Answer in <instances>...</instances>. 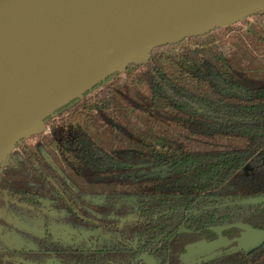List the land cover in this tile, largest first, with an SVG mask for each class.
Returning a JSON list of instances; mask_svg holds the SVG:
<instances>
[{
	"label": "trees",
	"instance_id": "trees-1",
	"mask_svg": "<svg viewBox=\"0 0 264 264\" xmlns=\"http://www.w3.org/2000/svg\"><path fill=\"white\" fill-rule=\"evenodd\" d=\"M44 123L0 166V264H183L219 238L198 264H264V240L230 249L264 233L242 203L264 196V11L155 46Z\"/></svg>",
	"mask_w": 264,
	"mask_h": 264
},
{
	"label": "water",
	"instance_id": "water-1",
	"mask_svg": "<svg viewBox=\"0 0 264 264\" xmlns=\"http://www.w3.org/2000/svg\"><path fill=\"white\" fill-rule=\"evenodd\" d=\"M261 11L264 0H0V166L48 117L155 46Z\"/></svg>",
	"mask_w": 264,
	"mask_h": 264
},
{
	"label": "rangeland",
	"instance_id": "rangeland-1",
	"mask_svg": "<svg viewBox=\"0 0 264 264\" xmlns=\"http://www.w3.org/2000/svg\"><path fill=\"white\" fill-rule=\"evenodd\" d=\"M4 215H5V213H4ZM8 216H9V214H6L7 219H5V222H7V224H8L6 226H10V225L14 226L15 222L13 221V219H9ZM0 219H2L1 215H0ZM249 230H251V229H249ZM50 231L53 232V233L62 234V232H59L58 229H56L54 227L53 222H50ZM63 231L64 232H68V231L70 232V229L69 228L68 229H64ZM19 233H20V236H21V232H19ZM32 233H33V235H31V238L35 237V236L36 237L38 236V234L35 231H33ZM256 233H257L256 236L255 235L254 236L253 235H249L248 233L243 234L237 240V246L236 247H231V249H233V250L243 249L245 251H250V250L254 249L255 247L259 246L264 240V233L261 232V231H256ZM16 241H18V239H16ZM228 243H229L228 240H226L224 238H219L217 241H214L212 243H208L206 246H211V247H208V248L205 247L203 249L202 247H204V246H201V245H198V247H190L188 249V251L181 256V259L184 262L185 260H188V259L200 258L202 256L205 257L207 255H212V254L218 253V252L220 253L221 251L219 250V246H225ZM17 247H20V246H17Z\"/></svg>",
	"mask_w": 264,
	"mask_h": 264
},
{
	"label": "crops",
	"instance_id": "crops-1",
	"mask_svg": "<svg viewBox=\"0 0 264 264\" xmlns=\"http://www.w3.org/2000/svg\"><path fill=\"white\" fill-rule=\"evenodd\" d=\"M242 227V235L243 234H245V233H248L249 235H257V233H256V231L254 232V230H249L250 228L249 227H246V226H241ZM241 235V236H242ZM221 243V242H220ZM198 245H201V246H204V247H202L203 249L206 247V248H208V247H211V246H206L204 243H199V244H197V245H193V246H189V248L190 247H198ZM220 247V246H219ZM188 248V249H189ZM201 248V247H200ZM188 251V250H187ZM208 256V255H207ZM203 257V256H202ZM202 257H200V258H194V259H188V260H185L184 261V263L183 264H198L199 263V261L201 260V258Z\"/></svg>",
	"mask_w": 264,
	"mask_h": 264
},
{
	"label": "flooded vegetation",
	"instance_id": "flooded-vegetation-1",
	"mask_svg": "<svg viewBox=\"0 0 264 264\" xmlns=\"http://www.w3.org/2000/svg\"><path fill=\"white\" fill-rule=\"evenodd\" d=\"M205 245H207V244H205ZM231 249V248H230ZM219 251V250H218ZM221 253V252H220ZM220 253H214V254H212V255H208V256H205V257H203L201 260H206V259H210V258H212V257H214V256H216V255H218V254H220ZM200 260V261H201ZM199 261V262H200Z\"/></svg>",
	"mask_w": 264,
	"mask_h": 264
}]
</instances>
